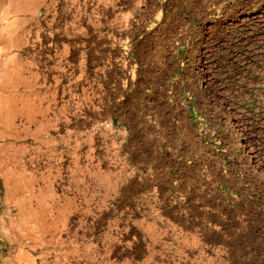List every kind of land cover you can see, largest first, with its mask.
I'll return each instance as SVG.
<instances>
[{
  "label": "rangeland",
  "instance_id": "374dc122",
  "mask_svg": "<svg viewBox=\"0 0 264 264\" xmlns=\"http://www.w3.org/2000/svg\"><path fill=\"white\" fill-rule=\"evenodd\" d=\"M0 264H264V0H0Z\"/></svg>",
  "mask_w": 264,
  "mask_h": 264
}]
</instances>
